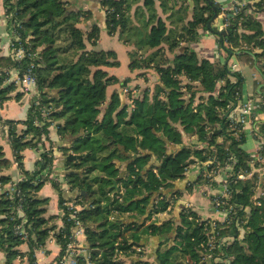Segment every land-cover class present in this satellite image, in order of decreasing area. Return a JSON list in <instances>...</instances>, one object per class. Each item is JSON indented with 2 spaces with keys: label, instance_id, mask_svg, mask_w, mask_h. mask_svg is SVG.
<instances>
[{
  "label": "trees",
  "instance_id": "16d2710c",
  "mask_svg": "<svg viewBox=\"0 0 264 264\" xmlns=\"http://www.w3.org/2000/svg\"><path fill=\"white\" fill-rule=\"evenodd\" d=\"M3 3L5 15L10 17L8 29L14 27L20 35L26 56L21 62L11 56L0 58V108L13 98L20 101L25 94L18 92L13 97L17 87L5 85V70L18 71L23 77L33 66L38 92L37 101H30L26 121L2 123L8 128L15 161L24 175L19 189L27 221V239L22 240L14 231L20 221L11 219L18 202L3 193L0 252L6 255V264H14L24 255L18 248L25 243L29 245V263L37 264L35 251L45 247L50 238L61 247L59 262L73 241L76 224L70 219L71 204L79 209L75 217L85 229L87 242L88 255L80 256L79 264H125L120 256H134L131 264H154L139 251L147 238L157 243V264H206L207 226L196 212L185 207L178 220L160 226L148 221L154 214L169 211L174 200L166 193L185 178L192 165L212 161L208 174L233 164L229 189L236 216L227 227L219 224L223 235L234 238L225 248L224 258L230 264H264V198L261 206L254 205L259 175L238 178L251 171V157L243 149L245 131L240 125L231 126L228 119L232 107L244 100V77L191 49L201 31H211L228 60L235 55L255 67L264 83V30L249 14L250 6L238 7L233 13L212 0H101L108 35H118L123 44L137 50L130 52L129 69H154L158 79L152 89L132 99L130 110L117 91L107 102L108 89L120 80L106 68L119 67L120 62L115 51L88 49V44L97 46L101 33L97 25L87 32L82 29L90 12L71 11L70 0ZM252 8L264 10V0H256ZM215 12L225 14L228 24L221 37L218 30L208 27ZM129 82L126 79L123 86ZM54 125L69 186L65 194L59 183L52 181L59 209L64 212L63 226L58 229L49 227L57 216L46 217L50 199L39 196L50 180L53 154L45 151L34 172L23 169V152L49 138ZM260 134L264 135V125ZM184 136L196 137L192 147L186 145ZM70 155L77 158L69 159ZM11 166L0 145V170ZM9 181L2 176L0 187ZM209 181L202 172L195 183ZM213 185L218 188L217 183Z\"/></svg>",
  "mask_w": 264,
  "mask_h": 264
},
{
  "label": "crops",
  "instance_id": "0c3cea01",
  "mask_svg": "<svg viewBox=\"0 0 264 264\" xmlns=\"http://www.w3.org/2000/svg\"><path fill=\"white\" fill-rule=\"evenodd\" d=\"M212 1L220 5L223 9L228 8L234 2V0H212ZM3 2L4 0H0V58L10 56V32L8 29V25L5 22V7ZM247 2L248 5L250 6V9L248 11L249 14H253V17L261 22L264 30V10L259 11L252 8V5L256 3V0H247ZM190 5L192 6L193 2H190ZM136 7L137 6L134 7V11L132 12L133 15L135 13ZM70 10L75 12L83 11V12L91 13L88 16V18L83 20L81 24V27L84 31L86 32L89 31L94 25L99 26L101 29L100 38L98 40L97 46L93 47L92 45L88 44L89 50L115 51L118 56L120 66L116 68H106V71L109 73L110 76H116L120 80L119 84L111 86L108 89V93L110 97H108L107 94L108 97L107 102L109 103L111 95L113 94L114 91H117L121 94V90H122L121 88H123L122 86L124 83L123 75H126L124 77H128V79H130V81L132 82H135L134 81L135 79L138 80L137 83L140 84L141 82L140 77L132 78L131 76L135 73L138 76L139 74H141V72H139L138 70L132 72L129 69V64L131 62L130 52L134 48L123 44L120 41L118 35H114V36L108 35L105 29V11L101 6V0H70ZM159 13L161 14V11H159ZM162 17L166 18L167 15H162ZM224 24L225 21H224V16L222 14L219 15L218 18L214 20V22L212 23V28L214 30H218ZM191 49L194 50L202 58L211 59L214 62H219L221 64H225L226 66L227 63L231 64L235 62L234 64L237 65L235 72L241 73L244 77L243 72L237 69L239 66H241V61L239 63L237 61L233 62L232 60L235 55L232 56L231 58L232 60H228L227 55L224 54L223 51L220 50L219 48L218 38L211 31H201L198 42L192 44ZM170 57L173 58V56ZM242 64L244 65L245 63L242 62ZM245 65L252 67L249 64H245ZM122 68L123 69L126 68L125 74L119 75L118 71L117 73H115L116 70ZM256 71L257 74H254V78L256 82L255 84H257V82L260 83L262 80V77L260 80H257L256 76H259L260 73L257 69ZM157 81L158 79L156 80V83ZM11 83H7L5 85H9ZM120 86L121 88L119 89ZM16 87H17L16 92L11 93L13 97L17 95L18 92H23L17 85ZM255 92H257V89L256 86L254 85L253 91L251 93L247 92V96L244 98V100L249 97L258 98V96L255 97L254 95ZM30 101H31V97L24 94L23 98L20 101L13 98L12 100L7 101L3 105V107L0 108V132H1L0 145H2V147L4 148L6 158L12 162V166L9 169L0 170V178L2 176L9 177L10 181L8 183L17 181L20 173H22L21 172L22 169L15 161L13 150L10 145L8 128L6 125H3L2 123L6 120H12L17 122L26 121L28 117V111L30 108L29 106ZM126 104L129 105V108L131 110L132 102L131 103L126 102ZM263 120H264V114L259 111L257 113L256 119H254V124L260 125ZM22 127L23 126L20 125L19 129L20 130L23 129ZM185 137L186 136H184L186 143ZM188 137H191V139L193 140L196 139L195 136H188ZM253 138L255 139L254 136ZM256 144L257 141L256 142H254L253 140L249 141L248 146L246 147V152L249 155H251L255 151ZM60 147H61V140L57 134V128L54 125L50 129L49 138H45L43 140V143L39 144L37 148H32V149L29 148L23 152V156H24L23 169L24 171H28L31 173L36 170L37 162L41 160L42 154L45 151L51 152L54 156V165L52 170L50 171L51 174L50 180L42 188V190L39 193V196L42 199H50L49 214L53 216H57L56 225L58 226V228H61L63 226L62 217L64 215L62 213L63 211L59 209V205H58L59 197H58V193L56 192V190L52 185V181H56L57 183H59L62 191L65 194L69 193V186L67 184V180L65 177L66 170L63 162V155L62 152L60 151ZM202 171H203V166L201 164L198 163L192 165V167L186 172L185 178L176 181L174 184L175 185L174 188L172 190L167 191L166 194L170 197H173L172 199L174 200V203L171 204L169 211L162 214H154L151 217V219L148 221V224L153 223L160 226L168 220L173 219L174 221H176L179 219L180 211L185 207L186 209L196 212L202 219H217V217L219 216L213 209V195L216 194L218 189L213 184L214 182L218 184L219 181L223 180L225 174V167H223L220 170L219 175L215 179L210 177V181H209L210 183L208 182L209 184H201V183L196 184L195 181L201 176L200 174L202 173ZM47 175H48V171H45L44 176ZM259 188L262 191H264V173L259 174ZM3 193H4L3 189L0 187V199L2 198ZM142 244L143 247L142 249H139V251H142L145 259L153 262L154 264H157L154 258V254L157 247L156 241H153L151 238H147L144 239ZM86 248H87V242H86V236L84 234L78 240L77 249L83 251L84 255H88ZM18 249L24 255L18 257L14 261V264H30L28 257V253L30 251L29 245L25 243L21 245ZM60 253H61V247L56 243V240L54 238H50L47 244L45 245V247L35 251L34 257L36 259L37 264H58V258L60 256ZM133 260H135V257H132L130 263L128 264H131ZM0 264H6V255L3 252H0Z\"/></svg>",
  "mask_w": 264,
  "mask_h": 264
},
{
  "label": "built area",
  "instance_id": "2783aa9c",
  "mask_svg": "<svg viewBox=\"0 0 264 264\" xmlns=\"http://www.w3.org/2000/svg\"><path fill=\"white\" fill-rule=\"evenodd\" d=\"M238 7L243 9L249 7L247 0H234L231 6L224 8V11H229L233 13L238 12ZM225 14H223L224 16ZM9 16L5 15V22L9 25ZM218 31H228V24L225 23ZM10 32V56L16 62H21L25 59L26 52L21 45L20 35L17 33L14 27L9 28ZM229 71L235 72L237 65L234 63H227ZM4 77H6L5 84L14 82L27 96L31 97V100L37 101V79L33 71V66H31L28 71L20 77L19 72L15 70H5ZM262 86V85H261ZM261 88V87H260ZM258 98L249 97L241 102H238L232 107V110L228 114V119L231 126L236 127L240 125L242 129L246 132L249 131L256 139L257 144L255 146V151L250 155L251 157V171L246 174H241L238 176L241 180L250 179L254 174L264 173V135L260 134V126L254 124V119H256L257 113L264 108V85L262 90H257ZM264 114V112H263ZM44 118H48V114H44ZM264 122V120L262 121ZM213 163H203V173L206 174L208 178L212 177L215 179L222 168L210 170L208 174L209 166ZM255 163H259L260 167H255ZM189 170V169H188ZM187 170V171H188ZM233 172V164L225 167V174L223 180L218 183V190L216 194L213 195V209L219 217L217 219H200V222H205L207 226V243L204 246L205 254L203 256V262L206 264H230V260L224 258L225 248L233 242V237L225 236L221 233L223 228L230 225L233 218L236 216V209L233 204L230 203L232 193L229 189L230 178ZM201 175V174H200ZM41 178V177H40ZM38 178V180L40 179ZM24 180L23 174L20 173L19 178L15 182H10L2 187L3 192L11 200H17L18 204L12 208L11 219L20 221L14 227L15 234L21 237L22 240L27 239V232L25 229L26 217L23 211V194L19 189V184ZM216 181V180H215ZM258 189H260L258 187ZM260 197L257 194L254 197V205L261 206L262 198H264V191L260 192ZM71 214V220L75 221V229L72 231V242L68 245L65 255L59 260L58 264H78L79 257L84 255L83 251L77 249L78 240L81 236L85 234V229L80 221H77L75 214L79 211L77 207L72 204L69 205ZM64 213V212H63ZM237 222V226L240 230V235L243 234V230L240 227L241 222ZM219 224H222L223 228H219ZM227 241V243H226ZM88 260V256L86 258Z\"/></svg>",
  "mask_w": 264,
  "mask_h": 264
},
{
  "label": "rangeland",
  "instance_id": "374dc122",
  "mask_svg": "<svg viewBox=\"0 0 264 264\" xmlns=\"http://www.w3.org/2000/svg\"><path fill=\"white\" fill-rule=\"evenodd\" d=\"M133 18H134V15H133ZM133 51H137V50L135 49ZM139 54H140V52H139ZM138 56H139L138 58L140 59L141 55H138ZM232 61L233 62L234 61H237L238 63L240 62V60L237 58V56H234ZM125 69L122 68V69L116 70L115 73H117V71H118V74L119 75L120 74L123 75V74L126 73ZM237 69L239 71H242L243 72L244 78H245V83H244V87H243V96H244V98L247 96V92L248 93H251L253 91L254 85L256 86V89L257 90H259V89L262 90L263 89V79L261 80L260 83L257 82V84H255L256 82H255L254 74H257V71H256L255 68L250 67V66H247L245 64L243 65L242 62H241V66H239ZM138 71L141 72V73L142 72L143 73L145 72L146 74H139L137 76V74L135 73L131 77L132 78L140 77V80H141L140 84H138L137 83L138 80L135 79L134 80L135 82L130 81V83L127 85V87H124V86H122L123 88H121V86L119 87V89L120 88L122 89L121 90V96L123 98L124 103H126V102L131 103L132 102V99L137 98L138 96H141L142 93L145 91V89H147V87H150L152 89L155 86V84H156L157 78H156V76H154L155 75V73H154L155 70L154 69H151V70H138ZM142 75H145L147 80L144 77H142ZM152 75H153V77H152ZM124 76H126V75H123V82L126 79H128V77H124ZM256 78H257V80H260L261 79V76L260 75L259 76H256ZM257 93L258 92H255V94H254L255 97L258 96ZM108 97H110L109 93H108ZM263 125H264V122H261V124L259 125L260 128L263 127ZM185 138H186V145L188 147H192V144L195 143L196 139L193 140V139H191V137H188V136H186ZM220 140L221 139H219V141ZM252 140L254 142H256V140L253 138L252 134L250 132L246 131L245 132V143L243 144V149L245 151H246V147L248 146L249 141H252ZM260 192H262V190L261 189H257L256 194H257L258 197H260V194H261ZM49 205L47 206L48 211H47L46 217H52L53 216V215H50L49 214V212H50ZM63 215H64V213H63ZM56 223H57V218L54 219V220H52L50 222L49 227H53L54 226V227H57V229H58V226L56 225ZM226 243H227V241H226ZM132 257H134V256H130V257L120 256L119 259H120V261H123L125 264L126 263L128 264V263H130ZM187 261H188V258H187ZM222 264H224V263H222Z\"/></svg>",
  "mask_w": 264,
  "mask_h": 264
},
{
  "label": "water",
  "instance_id": "95a60500",
  "mask_svg": "<svg viewBox=\"0 0 264 264\" xmlns=\"http://www.w3.org/2000/svg\"><path fill=\"white\" fill-rule=\"evenodd\" d=\"M209 2H210V0H208ZM218 18V13L217 12H215V14H214V16H213V18H212V20L210 21V23H209V29H212V23L214 22V20L215 19H217ZM227 33V31H217V34L221 37L222 35H225ZM77 158V156H74V155H70L69 156V159H76Z\"/></svg>",
  "mask_w": 264,
  "mask_h": 264
}]
</instances>
